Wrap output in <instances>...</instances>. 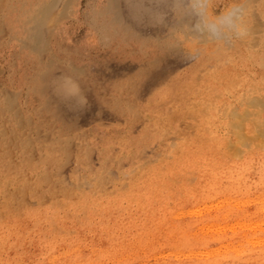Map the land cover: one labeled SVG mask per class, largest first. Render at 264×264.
Listing matches in <instances>:
<instances>
[{
    "label": "bare ground",
    "instance_id": "1",
    "mask_svg": "<svg viewBox=\"0 0 264 264\" xmlns=\"http://www.w3.org/2000/svg\"><path fill=\"white\" fill-rule=\"evenodd\" d=\"M103 1L106 4L100 11L99 17L104 19L105 26H102L101 35L115 40V45H117L115 51L120 55L125 53L124 57L129 55L128 57L134 56L135 58L136 53L141 54V59H136L138 70L135 72V77H138L140 69L141 74L149 68L144 59L147 54L153 57L163 49L174 52L184 48L191 53L197 51L198 54L196 56L197 64L193 65V67L196 66L194 70L175 78L170 84L153 93L149 100H138L141 99V94L136 89L140 79L134 81L135 78H132L134 76H114V80L102 84L99 91L92 93L93 98L97 101L89 103L87 113L91 117L97 115V107L108 108V103L105 104L107 100L110 101V106L119 107L122 110H117V112L126 116L129 124L142 121L145 123V131L138 137L129 133L122 135L116 130L115 135L107 134L105 137L104 135L91 134L92 141L79 143L81 150L82 147L94 149L102 155V165L97 167L89 165V157H81L84 164L82 166L90 170V178L91 176L94 179L95 177L100 178L103 183H106L103 185L104 187L99 184L95 189L93 188L92 195L98 201L102 215L113 216L110 211L114 208L102 200L105 198L102 194L106 191V186L115 182L111 172L114 165L122 168L121 163H123L127 166L125 170L136 177L143 166L152 167L148 161L152 157L148 158L147 153L149 152L145 151L153 146H163L164 152H169V156H167L169 159L170 156L173 159L175 150L177 154L184 155V167H177L176 161H173L172 169H169L172 163L168 165L156 163L157 165L150 172L146 171L148 174L144 178L142 177L143 180L137 181L138 188L132 185L133 179L128 181L129 194L118 196L116 206L120 208L124 199L132 200L137 204L135 205L136 209L133 207L132 217L135 220L144 218L149 223L156 213L154 225L150 229L156 236L154 239H150L148 229H139L130 238L127 234L119 240L108 238L107 255L109 256L115 249H124L117 262V264H124L121 260L122 256L146 248L144 252L137 254L135 260L138 263L144 261L146 264H198L196 261H184L180 259V256L193 253L203 246L208 250L218 251L225 243H228L231 255L229 264H255L264 255V227H262L264 225V159H259L257 163L249 165L238 163L233 167H226L219 166L221 161L219 155L226 156L230 153L240 159L252 147L264 150V0H214L212 11L215 15H220L232 7L241 11L248 29L244 39H233L225 45L209 42L190 31L189 16L177 13V18L180 20L177 23L174 20L171 21V31L163 33L162 41L153 46H150L152 43L148 39L142 38L144 35L142 30V32H135L139 35L137 44H132L130 39L127 40L126 34L129 33V30L119 20L123 10L118 7L117 3L121 6V0ZM73 3L74 0H0V36L5 35L2 42L5 44L3 50H0V64L3 65V51L8 52L13 48L16 52L27 55L35 69V77L31 76L27 83L28 91H31L32 94L34 92L45 94L46 97L43 98L44 104L40 102L44 106L42 108L45 109L40 115L41 121L48 116L49 119L59 118L70 125L73 122V119L68 120V117L62 113L63 108L58 107L57 103H53V97H47L46 81H38L42 73H45L44 71L54 62V52L56 53L57 49L61 48L68 52L73 49L66 44L67 38L63 46L50 48L47 37V31L52 27L61 25L64 23L63 21L72 20L70 5ZM220 3L223 5V9L219 12ZM99 17L95 15L91 17L92 23L101 24ZM111 17H114L113 21ZM107 20L108 22L112 21L111 23L114 22L119 29L111 28L112 25H108ZM92 27L100 34L99 25L97 28L94 25ZM96 31H94L95 34ZM158 32H163V30L160 29ZM95 34L90 38L93 40L90 46L92 48L100 39ZM169 34L170 37H168ZM140 39L145 40L140 41ZM82 50H76L75 54ZM153 50H155L154 53L151 52ZM67 55L69 57L70 54ZM155 57L157 58V55ZM104 63L107 64L105 61ZM67 68L76 73L84 71V66L72 61L67 64ZM105 68L108 69V66ZM200 71H203L204 75L198 74ZM91 80L89 84L96 83V77ZM200 81L202 82L199 83ZM36 84L38 86H35ZM196 90H201L199 97H193L190 94ZM3 96L0 93V102L3 101ZM170 97L171 100L166 101ZM137 105L138 108H136ZM0 118H2L1 112ZM218 119L228 129L226 136L223 137L224 140L219 139L214 132L215 127L212 120ZM21 126L17 123L15 130ZM50 126L56 131L57 128L52 123ZM31 127L33 131H38L37 127ZM194 130L202 138L203 144L208 145L206 147L209 148V151L204 155L196 153V150L192 149L193 147L187 150L183 146L186 144L182 141L183 138L197 135L193 134ZM81 140L83 139L81 138ZM213 145L218 149H210V146ZM114 146L122 147V153L116 160H112L110 152ZM13 165H16L15 161H13ZM28 167L35 171L38 169V167ZM197 167H199V172L196 173ZM14 169L18 175L23 174L27 178L31 177L22 171V166H17ZM258 171L260 172L258 181L252 182L251 178L254 180ZM14 172L11 170L10 173ZM47 172L48 170L45 169V173ZM126 174L130 176L127 172ZM57 176L55 177L56 187L49 189L52 198L57 194L55 189L58 187L70 188L73 185L64 177L65 175ZM179 178L184 181H179ZM190 178L193 180L188 183ZM0 188L9 199L8 204L5 205L6 208L2 209L0 204V217H2L0 223L4 225L16 221L9 213L1 214L9 208V204L14 206L16 202L20 207L24 196L27 198V195L32 194L36 198L39 195L36 193L37 184L32 183L26 184L16 191L10 188V182L8 184L4 181L0 184ZM73 193L75 192L73 191ZM170 195L182 197L181 199L172 198L173 203L176 199L179 200L176 201L174 210L177 209L162 215L159 214L164 210H158V205L161 207ZM252 195H257V198L252 199ZM44 196L42 194L43 199ZM80 196L82 195L79 193L77 197ZM237 196H242L239 206L231 205L228 209H224L222 204V206H216L215 210L209 206L212 202L217 201L218 203L221 202L220 200H229ZM73 198L71 197L67 203L70 208H73L78 202ZM82 202L84 203L86 200ZM148 209H152L151 212H147ZM119 219L120 221L115 223L114 228L121 229L125 233L129 231L127 228L134 224L133 219L127 220L125 217ZM89 220L91 225H96L93 216H89ZM100 220H103L101 216ZM236 225H239L240 230L235 229ZM141 226L143 224L137 225L136 228ZM163 232H165L164 237L158 241L157 234L161 235ZM128 247H132V249L126 250ZM166 253L169 254L168 259ZM159 255L162 256V260ZM176 255L178 258H174ZM99 261H103L102 257L94 260L90 256L81 254L73 255L62 264H96Z\"/></svg>",
    "mask_w": 264,
    "mask_h": 264
},
{
    "label": "rangeland",
    "instance_id": "2",
    "mask_svg": "<svg viewBox=\"0 0 264 264\" xmlns=\"http://www.w3.org/2000/svg\"><path fill=\"white\" fill-rule=\"evenodd\" d=\"M104 4L106 2L103 0H74V3L70 5L72 20L63 21L64 23H61V25L52 27L47 31L50 48L63 46L66 38L68 39L66 43L69 45L68 47H73L69 52L61 48L57 49L56 53L54 52V62L38 79L39 82L46 81L47 97H53V103H57L58 107L63 108L62 113H64L65 117H68V120L73 119L71 125L61 121L59 118L49 119L48 116L41 121L40 115L45 110L42 108L44 106L41 103H43V98H46L45 94L37 92L32 94L27 88V83L31 76L35 77V69L26 54L16 52L13 48L9 49V53L3 51V65L0 64V93L4 95L3 101L0 102L2 115V118H0V184L4 181L8 182V184L10 182V188L16 191H19L26 184H37L36 193L39 195L36 198L32 194L27 195V198L24 196L23 202L20 204L22 206L19 207L16 202L14 206L9 204V208L4 213H1L11 214V217L15 218L16 221L6 223V225L0 223V264H62L67 262L73 255L81 254L90 256L94 260L102 257L103 261L96 262V264H117L124 249H115L108 256V238L119 240L125 237V234L130 238L134 236L137 230L148 229L150 239H154L156 234L152 233L150 229L154 225L156 213L150 223L144 218L135 220L132 214L133 207L137 204L130 199H124L122 206L118 208L116 206V198L129 194L128 183L132 179L134 181L132 185L138 188L137 181L143 180L142 177L144 178L148 174L146 171L150 172L157 164L168 165L172 163L169 167V169H172L174 167L173 161H176L177 167H184V155L177 154L175 150L173 159L171 156L169 159L167 157L169 152H164L163 146H153L145 151L149 152L147 153L148 158L152 157L148 160L150 161L149 165L152 167L143 166L136 177L125 170L127 166L123 163H121L122 168L117 165L112 168V177L114 176L113 180L115 182L114 184L112 183L113 185L107 184L109 187L106 186V191L102 194L105 198H102V200L108 202L114 208V210L110 211L113 216L109 214L102 215L98 201L92 197L97 185L102 184V187H104L103 185H106V183H103L100 178L95 177L94 179L93 176L90 178V170L82 166L84 164L81 157H89V165L97 167L100 164L102 165V155L94 149H84L82 147L81 150L79 143L92 141L91 137L93 134L104 135L105 137L107 134L115 135V131L118 130L122 135L129 133L138 137L145 131V123L143 121L129 124L127 117L117 112V110L121 109L110 106V101L107 100L105 104L108 103V108L101 107L100 109V107H97V115L95 117H91L87 113L89 103L97 101V99L93 98L92 93L99 91L102 84L114 80V76L132 77L136 75L135 72L138 70L136 59H141L140 53H136L135 58L134 56L128 57L129 55L124 57L125 53L120 55L115 51L117 46L115 45V40L101 35L102 26H105V24L104 19L99 17V14L104 9ZM117 4L123 10L119 19L120 23L129 30L126 37L127 40H132V44L138 43L139 35L135 32L143 31L144 35L142 38L148 39L152 43L150 46L158 45V42L162 41V34L171 31L173 20L176 23L180 20L177 18V12L172 7V0H121V6L119 3ZM222 9L223 5L220 3L218 11L220 12ZM94 15L101 19V24L92 23L91 17ZM113 18L111 17L112 21ZM112 21L108 22L107 20V24L112 25L111 28L116 27L119 29L118 25L114 24V22L111 23ZM91 25L96 28L99 25L100 34ZM160 29L163 32H158ZM132 30L133 33H131ZM94 31H96V34ZM94 34L100 39L95 47L92 48L90 46L93 40L90 38ZM4 36H0V50H3L5 44L2 43ZM168 37H170V34ZM145 39H140V41ZM76 50H82V52L75 54ZM151 52L154 53L155 50ZM68 53L70 54L69 57ZM155 55H157V58ZM197 55V51L191 53V51L184 48L174 52L163 49L159 51V54H154L153 57L148 54L144 56L149 68L145 72H141V74L140 69L138 77H132L135 78L134 81L140 79L136 89L141 94V99L138 100H149L153 93L170 84L175 78L194 70L196 66L193 67V65L197 64L198 61ZM70 61L84 66V71L82 73L70 71L67 68V64ZM107 66L108 69L105 68ZM198 74L204 75L203 71ZM95 77L96 83L89 84L92 81L91 78L94 79ZM35 86H38V84ZM2 87L4 88L2 89ZM200 93L201 90L190 92L193 97H199ZM170 100L171 97L166 101ZM136 108H138V105ZM112 109H116L114 110L115 112ZM17 123L22 126L15 130ZM50 123L57 128L56 131L55 128L50 126ZM212 123L214 124V132L217 137L224 140L223 137L226 136L228 129L222 124L220 119L212 120ZM31 126L37 127L38 131H33ZM9 133L11 134L9 135ZM195 133L197 134L198 132L194 130L193 134ZM194 137L196 140L193 139ZM182 141L186 142L183 146L187 150L193 147L192 149H195L196 151H194L201 155L209 151V148L207 149L206 147L208 145L203 144L202 138L198 134L185 137ZM212 148L218 149L215 145L210 146V149ZM111 149L112 160L118 159L122 153V147L114 146ZM130 154L132 155V153ZM219 157L221 158L219 166L233 167L238 163L249 165L254 162L257 163L259 159H264V150L252 147L240 159L230 153L226 156L220 154ZM13 161H15L16 165H13ZM181 163L182 165H179ZM23 165L26 166L24 167ZM17 166H22V171L31 177L27 178L23 174L18 175V172L14 169ZM28 166L38 167V169L35 171ZM45 169L48 170L47 173H45ZM11 170L15 172L10 173ZM125 171L133 177L128 176ZM197 172H199V167L196 169ZM259 174L260 172L258 171L254 177L255 179L251 178L252 182L258 181ZM57 175H65L64 177L73 185L70 188L58 187L55 189L57 194L52 198V193H49V189L56 187L55 180L56 178L58 179ZM72 180L73 182H71ZM192 180L193 178H190L188 183L192 182ZM179 181L182 182L184 179L179 178ZM79 193L82 196L77 197ZM42 194L45 195L44 199ZM68 197H74L73 199L78 201L73 208L67 205L70 201ZM172 198H178V195H170L161 207L157 204L158 210H164L159 214L162 215L174 210L179 200L176 199L177 202L173 203ZM179 198L181 199L182 197ZM251 198L255 199L257 195H252ZM82 199L86 200V202L83 203ZM8 200V197L0 188L2 209L6 208L5 205L8 204ZM241 200L242 196H237L229 200H220L221 202L218 203L217 201L212 202L209 206L212 207V210H215L216 206H222L223 204L222 207L228 209L231 205L239 206L242 202ZM151 210L148 209L147 212H151ZM89 216L94 217L96 225L89 223ZM100 216L103 218L102 221ZM122 217L127 220H134V224L127 228L129 231H126V233L121 229L114 228L115 223L119 222V218ZM139 224H143V226L136 228ZM112 228H114L113 231ZM235 229L240 230L239 225H236ZM164 235L165 232L161 235L157 234L158 241L162 240ZM229 248L228 243H225L218 251L213 249H210V251L203 246L193 253L181 255L180 259L187 262L196 261L198 264H229L231 256ZM131 249L132 247L126 248V250ZM145 249L127 253L121 257V260L124 264H146L144 261L138 263L135 260L137 254L144 252ZM168 255L166 253L167 259ZM161 257L159 255L162 260ZM174 258H178V256L176 255ZM255 264H264V255Z\"/></svg>",
    "mask_w": 264,
    "mask_h": 264
},
{
    "label": "clouds",
    "instance_id": "3",
    "mask_svg": "<svg viewBox=\"0 0 264 264\" xmlns=\"http://www.w3.org/2000/svg\"><path fill=\"white\" fill-rule=\"evenodd\" d=\"M213 5L214 0H172V7L178 14L190 17L188 27L197 37L220 45L244 39L248 29L241 11L232 7L215 15Z\"/></svg>",
    "mask_w": 264,
    "mask_h": 264
}]
</instances>
